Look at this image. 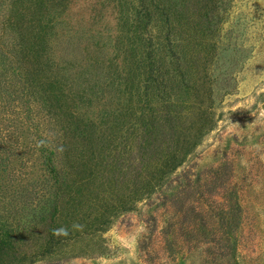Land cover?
<instances>
[{
    "label": "rangeland",
    "instance_id": "374dc122",
    "mask_svg": "<svg viewBox=\"0 0 264 264\" xmlns=\"http://www.w3.org/2000/svg\"><path fill=\"white\" fill-rule=\"evenodd\" d=\"M140 141L175 189L34 255L45 148L94 176ZM0 264H264V0H0Z\"/></svg>",
    "mask_w": 264,
    "mask_h": 264
},
{
    "label": "trees",
    "instance_id": "16d2710c",
    "mask_svg": "<svg viewBox=\"0 0 264 264\" xmlns=\"http://www.w3.org/2000/svg\"><path fill=\"white\" fill-rule=\"evenodd\" d=\"M184 118L188 116L183 115ZM158 129L149 147L155 145L153 142L157 136L167 137L164 127ZM142 142L132 150L130 146L110 148L113 155H104L108 158L103 163L104 168L94 170V176L90 170L80 172L79 165L70 162L66 155L62 158L55 149L45 148L42 162L49 168L52 178L48 190L50 196L42 200L33 225L46 224V232L38 245L39 251L33 252L34 255L42 260L60 261L78 254L76 243L88 236L90 229L94 235L100 234L109 227L116 215L131 210L138 201L152 197L158 200L161 194H166L162 192L175 189V185H170L173 181L171 173L184 163L182 159H175V144L168 148L172 151L169 157H159L151 162L142 155L147 146ZM196 145L197 142L190 144L188 151ZM102 162L100 160L99 163ZM161 205L166 204L163 202ZM25 243L22 239L21 247ZM24 256L21 260H25Z\"/></svg>",
    "mask_w": 264,
    "mask_h": 264
}]
</instances>
